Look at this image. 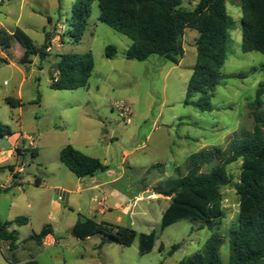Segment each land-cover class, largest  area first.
Segmentation results:
<instances>
[{"label": "rangeland", "instance_id": "374dc122", "mask_svg": "<svg viewBox=\"0 0 264 264\" xmlns=\"http://www.w3.org/2000/svg\"><path fill=\"white\" fill-rule=\"evenodd\" d=\"M199 1L183 0L182 7L193 10ZM75 3L76 0H0V123L15 133L12 138L0 139V167H6L0 171V187L13 184L9 166L18 165L24 171L22 186L0 193V213L4 220H29L27 224L15 225L19 234L15 250L11 251L9 244L0 239V264H14V257L23 261L39 252L43 253L42 264H177L203 249L212 231L190 218L162 231V217L170 200L153 193L162 191L168 180L185 175L191 155L203 149L225 148L236 132L253 129L249 104L264 83V54L243 52L241 2L228 0L232 28L228 58L222 67L225 80L213 92V110L201 111L196 105H185L197 61L196 30H186L185 56L180 65L157 55L146 61L128 60L125 54L133 41L99 20V0L92 4L82 40L76 42L71 38L67 32ZM16 28L29 35L38 47L45 43L46 34L50 35L51 49H47L50 55L46 61L34 56L32 64L19 62L24 49L11 37ZM110 45L117 48L112 59L106 56ZM88 52L95 62L89 85L77 90L53 89L58 55ZM239 73L247 76L234 77ZM8 98L22 105L13 108L7 103ZM200 98L196 95L192 100L197 102ZM126 106L132 111L130 124L121 116ZM259 112L264 115V105ZM17 142L27 149L23 156L10 158L9 151ZM31 142L37 150L36 158L32 157ZM68 145L109 167L97 174V180L120 179L100 192H89L90 185L85 182L79 186L78 177L60 161V152ZM212 165L204 171H210ZM227 169L232 183L222 188L226 218L219 230L225 238L221 247L225 264L230 260L228 229L239 211L236 184L241 162L228 165ZM110 171L115 173L111 177ZM38 177L46 184L35 186ZM94 195L95 204L91 201ZM105 197L106 206L117 199L127 200L126 204L131 206L127 214L120 210L108 214L112 219L108 222L121 215V226L138 234L156 232L150 253L139 252L138 239L125 247L102 234L88 241H80L72 234L71 227L78 221L96 220L93 210ZM53 200H59L64 210V215L54 223L60 242L42 246L31 237L52 223L49 212ZM176 244L181 247L173 250Z\"/></svg>", "mask_w": 264, "mask_h": 264}, {"label": "trees", "instance_id": "16d2710c", "mask_svg": "<svg viewBox=\"0 0 264 264\" xmlns=\"http://www.w3.org/2000/svg\"><path fill=\"white\" fill-rule=\"evenodd\" d=\"M228 0H200L193 10L182 7L183 0H99V20L115 31L130 38L132 46L125 56L128 60L146 61L157 55L174 65H180L185 56L183 47L186 30L199 33L195 46L197 61L187 87L185 105H196L201 111H212L213 92L224 80L222 73L228 58V37L232 20L227 11ZM94 0H76L72 9L69 31L72 39L79 42L89 25ZM242 7V50L245 53L264 54V0H240ZM23 47L19 62L32 64V57L46 61L49 34L45 43L38 47L29 35L16 28L11 35ZM6 41V45L10 44ZM117 55V48L110 45L106 49L109 59ZM57 76L51 87L55 90H77L89 85L95 68L91 52L85 54H60ZM264 70V64L261 66ZM258 70V68H254ZM245 73L234 77L245 78ZM201 95L199 101L193 97ZM264 83H261L254 102L249 104L254 119L252 130H240L234 134L225 148L203 149L188 158L187 173L170 179L159 191V195L169 198L170 205L162 217L161 230L164 231L179 220L190 218L204 223L211 231L204 248L177 264H225L221 258L224 236L219 232L226 218L223 207L222 188L232 183L227 166L241 162L239 182L236 184L239 196L237 219L228 229L230 260L228 264H264ZM7 103L19 107L22 103L8 98ZM8 125L0 123V139L13 136ZM22 155L24 151L16 150ZM32 157L36 153L32 152ZM60 161L78 178L94 176L106 172L109 167L99 159L88 156L68 145L60 152ZM213 164V165H212ZM206 172L204 168L210 166ZM6 167H0L2 171ZM12 169L11 166H9ZM36 178L35 185H40ZM6 191L0 189V193ZM28 218L18 217L12 221H0V239L15 250L18 232L10 230L13 224H27ZM51 225L45 226L31 239L42 244L44 238L52 234ZM72 234L85 241L95 235H105L110 241L130 247L139 240V252L150 253L156 243V232L138 234L129 227L92 219L79 221ZM181 244H176L177 250ZM162 249V248H161ZM14 264L17 261L14 257ZM25 264H40L32 260Z\"/></svg>", "mask_w": 264, "mask_h": 264}, {"label": "crops", "instance_id": "0c3cea01", "mask_svg": "<svg viewBox=\"0 0 264 264\" xmlns=\"http://www.w3.org/2000/svg\"><path fill=\"white\" fill-rule=\"evenodd\" d=\"M22 54H23V52H22ZM22 56V55H21ZM21 58V57H20ZM181 64V63H180ZM56 76H57V73H56ZM14 135H15V133H14ZM13 135V136H14ZM13 136H11V137H8V138H12ZM30 146L31 147H33L32 149H31V151L32 152H35L36 153V157L38 156V154H37V150H34V144L31 142L30 143ZM75 148V147H74ZM17 149H20L21 151H24L25 149H27V148H22L20 145H18V142L16 143V145H15V147H14V149H11L10 151H9V157L10 158H15L16 156H18V157H21V156H23V154H24V152L22 153V155H19V154H17V152H16V150ZM36 157H34V158H36ZM1 162H3V161H0V163ZM105 165V164H104ZM12 167V169H10L11 170V182H13V184H12V186L11 187H8L7 185H5V186H1L0 187V189H2V190H6V191H3V192H7V191H9L10 189H12V188H14V187H18V186H22V184H23V181H22V177H21V173H23L24 171H23V168H19V166L18 165H16V166H11ZM4 169H6V168H4ZM3 169V170H4ZM98 173H100V172H98ZM98 173H96L94 176H90L91 177V180L90 181H87L86 180V177H84V178H78L79 180V186H80V184L82 183V182H85L86 184H89L90 185V187L87 189L89 192H95V191H99L100 192V190L103 188V187H108V185H110V184H113V183H116V181H118L120 178L119 177H116V178H114V179H109L108 181H102L103 179L101 178V179H98L97 180V174ZM110 173V177H111V174L112 175H114L115 173H114V171H110L109 172ZM39 178V177H38ZM40 180V185L39 186H37V187H40V186H42V185H44V184H46L45 182H43V180L41 179V178H39ZM84 183V184H85ZM82 185V184H81ZM88 185V186H89ZM36 186V185H35ZM55 189H57L58 190V187H54ZM82 188H80L79 190H81ZM59 190H62V189H60L59 188ZM63 191V190H62ZM148 191V190H147ZM2 193V192H1ZM71 194V193H70ZM153 195L154 196H160L158 193H153ZM17 196L15 195L14 196V199H13V203H14V200H15V198H16ZM62 201H63V198H62ZM66 201L67 202H70L71 200H69V199H66ZM91 201H93L94 202V204L95 203H97V195H94L93 197H92V200ZM53 202H54V204L52 205V208L50 209V212H49V216L52 218L51 220V224H48V225H51V228H52V231H53V233L52 234H50L49 236H52V237H54L55 238V240H57V242L59 243L60 242V238L59 237H57V229H56V227H55V222L56 221H58L63 215H64V213H63V209H62V207H61V204H60V201L59 200H53ZM126 202H127V200H122V199H117V200H114V202H113V205H111V206H106V203H107V200H106V197L103 199V200H100L98 203H99V205L96 207V208H94V214H95V216H96V220H94V221H96V222H98V223H100V222H107V223H111V224H115V225H120V224H122V222H123V216H121V215H118L117 217H116V219H114V221H112V222H114V223H112V222H108V220H112V219H109L108 218V214H111V213H114L115 211H117V210H120V211H122V213H124V214H127L129 211H130V208H131V206L129 205V204H126ZM10 203L11 202H9V204H8V207H11L10 206ZM2 215H1V213H0V221H2V222H7V221H12V220H14L13 218H8V219H6V220H4L3 219V217H1ZM16 219V218H15ZM93 220V219H92ZM29 221V220H28ZM79 222V221H78ZM77 222V223H78ZM76 224V223H75ZM74 224V225H75ZM16 224H13L11 227H10V230H16V226H15ZM74 225L71 227V230L73 229V227H74ZM45 226H47V225H45ZM44 226V227H45ZM43 227V228H44ZM42 228V229H43ZM17 231V230H16ZM18 232V231H17ZM19 235V234H18ZM79 240V239H78ZM88 240H90V238H88L87 240H85V241H88ZM81 241V240H80ZM40 245H42V246H44V243L42 242V244H40ZM42 255H43V253H41V252H39V253H37L36 255H31L29 258H27V259H25V260H23V261H18L16 258V261H17V264H25V263H27V262H29V261H32V260H35V261H37V262H39L40 264H42L41 263V257H42Z\"/></svg>", "mask_w": 264, "mask_h": 264}, {"label": "built area", "instance_id": "2783aa9c", "mask_svg": "<svg viewBox=\"0 0 264 264\" xmlns=\"http://www.w3.org/2000/svg\"><path fill=\"white\" fill-rule=\"evenodd\" d=\"M49 47L50 46H48L47 48L48 50L51 49ZM121 116L125 120V123L127 124L131 123L132 111L129 107L126 106L122 108ZM59 200H62V196L59 197ZM43 243H44V246H52V245H56L58 242L57 240H55L54 237L48 235L46 238H44Z\"/></svg>", "mask_w": 264, "mask_h": 264}, {"label": "water", "instance_id": "95a60500", "mask_svg": "<svg viewBox=\"0 0 264 264\" xmlns=\"http://www.w3.org/2000/svg\"><path fill=\"white\" fill-rule=\"evenodd\" d=\"M55 67L58 68L59 67V64H57ZM148 195H149V193H146L145 194V197H147Z\"/></svg>", "mask_w": 264, "mask_h": 264}]
</instances>
